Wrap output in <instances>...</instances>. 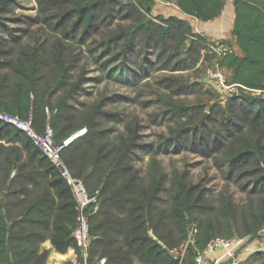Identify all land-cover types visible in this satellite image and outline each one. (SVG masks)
Returning a JSON list of instances; mask_svg holds the SVG:
<instances>
[{
  "label": "rangeland",
  "instance_id": "obj_1",
  "mask_svg": "<svg viewBox=\"0 0 264 264\" xmlns=\"http://www.w3.org/2000/svg\"><path fill=\"white\" fill-rule=\"evenodd\" d=\"M75 1L79 0L66 1L67 11ZM224 2L226 9L233 0ZM131 3L111 0L108 7L94 10L89 28L78 25L72 29L75 17L67 23L60 21L56 10L43 15L37 0H9L7 12L1 16L0 42L13 58L19 56L21 46L44 50L47 63L39 73L41 96L54 78L51 52L61 51L69 71L48 95L50 105L67 96L64 113L72 124L82 122L95 109L100 112L94 117L96 136L83 147L88 154L99 150V154H110V160L125 151L119 170L127 172L118 171L111 180L114 186L132 180L127 199L139 198L140 188L150 191L159 183L148 209L150 224L162 221L159 233L172 234L173 241L179 236L170 215L179 181L194 201L188 214L192 239L200 228L210 226L217 235L214 238H237L246 245L252 238L245 234L246 226L264 215V177L256 182L259 171L255 166L231 165L224 156L229 138L241 142L258 138L249 131L246 109L241 101L232 100L233 95L206 83L209 65L200 46L189 48L188 43L177 53L172 39L164 46L154 37L155 32L147 38L141 30H134L136 17L127 9ZM175 10L171 3L152 0L143 15L147 20L169 18L175 17ZM219 18L209 25L222 22V15ZM45 19L54 27L62 22L57 32L44 24ZM186 21L194 26L193 20ZM62 28L66 32L60 33ZM207 33L198 35L212 40ZM253 95L264 98L261 92ZM259 139L264 169V128ZM225 204H232V218L223 215ZM112 213L126 217L120 205ZM229 233L232 235L226 237ZM174 243L171 257L184 258L187 244ZM132 260L134 264H158L143 263L137 255Z\"/></svg>",
  "mask_w": 264,
  "mask_h": 264
},
{
  "label": "trees",
  "instance_id": "obj_2",
  "mask_svg": "<svg viewBox=\"0 0 264 264\" xmlns=\"http://www.w3.org/2000/svg\"><path fill=\"white\" fill-rule=\"evenodd\" d=\"M66 1L68 0H37V3L43 15L56 10L59 12L60 21L67 23L75 17L72 29L78 25L85 29L89 28L94 10L100 6L108 7L111 3V0H79L67 11ZM160 1L173 3L182 15L202 23L215 21L225 9L224 0ZM8 3L9 0H0V24L1 16L7 12ZM151 6L152 0H132L127 6L136 17L134 30H141L147 38L152 37L155 32L154 37L164 46L172 39L173 49L177 53L182 52L188 43L189 48L200 46L201 50L207 43L215 44L214 40H207L195 34L188 21L162 16L147 20L143 12ZM232 6L234 19L230 40L219 42V45L228 48L230 53L222 58L205 56L204 62L212 68L216 64L227 75L226 83L238 86L239 95L233 96L232 100L241 101L249 116V131L252 135L258 136L254 141L242 142L229 138L225 159L231 165L255 166L259 171L255 181L259 182L264 177L259 139L264 128V98L254 96L253 93H264V0H233ZM61 23L57 26L60 27ZM44 24L57 32V26L54 27L51 21L45 19ZM66 30L62 28L60 33ZM124 33L128 35V31ZM43 53L44 50L36 46L25 45L20 47L19 56L13 58L11 50H7L0 42V114L22 120L31 115L34 129L41 133L46 124L47 109L50 114L49 125L53 129L54 141L57 144L81 128L87 130L85 136L64 151L63 160L72 175L83 180L91 194L98 193L97 205L88 207L86 216L89 220L92 243L97 233L102 237L106 235L111 237L103 246L100 259H105V264H133L132 256L137 255L143 263L197 264L196 256L205 249L208 241L217 235L213 234L210 226H206L197 231L192 243H188L189 232L193 228L188 214L194 206V201L192 202L189 197L190 190L178 181L170 215L179 236L173 241L172 234L165 236L158 232V227L162 224L160 219L149 223L148 209L159 183H154L150 191L140 188L139 198L127 199L125 195L132 189V180L128 178L120 186H114L111 180L118 171L122 174L127 172L126 169L119 170L125 151H121L122 154H117L111 160L110 154H99L101 150L96 154H88L86 147L96 136L94 117L100 112L95 109L82 122L72 124L64 113L67 96L55 105H50L48 95L63 83L69 71V64L61 51L51 52L53 82L42 96L39 95V73L41 66L47 63L42 56ZM24 154L27 158L23 162ZM108 160L110 161L107 162ZM1 170L6 180L10 178L11 171H15L12 183L19 187L17 194L26 196V199L18 202L20 213L17 220L12 221L8 215L7 205L0 200V264L6 263L7 248L14 264H45L47 256L39 254L38 247L46 240H49L59 253H65L69 248H73L79 256L77 245L72 238L76 228L77 210L70 187L25 133L0 121ZM27 185L32 186L29 195ZM119 205L123 208L125 218H118L109 211ZM95 210V214L91 215ZM222 213L232 218V204H225ZM262 226L264 215L246 226L245 234L254 237L258 235ZM231 235L229 233L226 237ZM174 242L187 244L184 258L177 256L174 259L170 256L169 253L175 252ZM259 261L264 264V255L255 253L240 264H256Z\"/></svg>",
  "mask_w": 264,
  "mask_h": 264
},
{
  "label": "built area",
  "instance_id": "obj_3",
  "mask_svg": "<svg viewBox=\"0 0 264 264\" xmlns=\"http://www.w3.org/2000/svg\"><path fill=\"white\" fill-rule=\"evenodd\" d=\"M228 53H230V50L219 45V42L216 41L215 44L207 43L204 50L202 51L204 56L215 58H222ZM205 79L207 83H213V85L222 92H226L227 94L238 97V86L228 85L223 72L218 68V66H216V64L213 68H206ZM45 113L46 124L44 130L41 133H38L34 129L31 115L22 120L7 114H0V121L25 133L30 138L33 145L57 169L61 178L70 187L76 201L77 210L76 228L72 233V238L77 245L80 260L83 261V264H88L92 237L90 234L89 220L88 216H86V210L92 205H97L98 193L96 192L91 194L86 189L83 180L75 178L63 160L64 151L75 141L85 136L87 130L85 128H81L80 130L71 134L61 143L57 144L54 141L53 129L49 125V111L46 109ZM95 212L96 210L93 211L91 215L95 214ZM258 235L264 236V227L259 231ZM188 243H192V238L190 236L188 238ZM243 243L244 242L238 240L237 238H213L208 241L205 249L196 256V263L200 264L205 255L219 249L225 250V258L228 259V262L221 263L219 260H215L213 264H240L249 255L255 253L264 255V239L255 240L249 245H244ZM242 244L243 246L237 252V248ZM105 262V259H99L95 264H105Z\"/></svg>",
  "mask_w": 264,
  "mask_h": 264
},
{
  "label": "crops",
  "instance_id": "obj_4",
  "mask_svg": "<svg viewBox=\"0 0 264 264\" xmlns=\"http://www.w3.org/2000/svg\"><path fill=\"white\" fill-rule=\"evenodd\" d=\"M175 10V17L182 19V20H193L189 17H186L182 15L178 9L175 7L173 3H171ZM222 22L221 20L214 23L213 26H210L212 22L209 23H202L196 20L193 24L190 25L194 29L196 27L197 30H195L194 33H211L212 40H230V32L232 30L233 26V19H234V13H233V6H229L222 12ZM220 19V18H218ZM216 19V20H218ZM215 20V21H216ZM213 31L211 32V28ZM194 31V30H193ZM198 31V32H197ZM207 31V32H206ZM27 158V155L22 156V161L24 162ZM15 175V171L12 170L10 173V178L6 180L3 175V170L0 171V200L3 204L7 205V211L10 220H15L19 216V207L18 202L26 199V196H23L21 194H17L18 186L14 184L13 178ZM27 191L28 195L32 191V186L27 185ZM109 211L112 212V210L109 209ZM17 220V219H16ZM104 236V235H103ZM105 238V239H102ZM111 238L109 235H106L105 237H102L100 233L95 234V237H93V243L91 248V256L88 264H95L101 257V254L103 252V246L105 245L106 241ZM243 246L240 245L237 248V252L240 250V248ZM39 254H46V262L45 264H80V258L78 256V253L75 249L69 248L65 253H59L57 252L53 246L51 245V242L49 240H46L42 242L38 247ZM215 260H219L221 263L228 262V259L225 258V250L219 249L214 252H210L207 255H205L201 261L200 264H213ZM247 260V257L242 261L243 263ZM134 264V261H133Z\"/></svg>",
  "mask_w": 264,
  "mask_h": 264
},
{
  "label": "water",
  "instance_id": "obj_5",
  "mask_svg": "<svg viewBox=\"0 0 264 264\" xmlns=\"http://www.w3.org/2000/svg\"><path fill=\"white\" fill-rule=\"evenodd\" d=\"M121 1V0H119ZM148 11H150V9H148ZM264 239V236H260V235H256L254 237H252L247 243L246 245L250 244L251 242L255 241V240H263ZM170 256H172L173 254L172 253H169ZM5 264H14L13 261H12V258H11V255H10V251H9V248H7V254H6V263ZM80 264H83V261L80 260Z\"/></svg>",
  "mask_w": 264,
  "mask_h": 264
}]
</instances>
